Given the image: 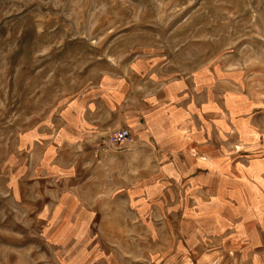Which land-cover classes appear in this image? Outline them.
<instances>
[{"label": "rangeland", "instance_id": "rangeland-1", "mask_svg": "<svg viewBox=\"0 0 264 264\" xmlns=\"http://www.w3.org/2000/svg\"><path fill=\"white\" fill-rule=\"evenodd\" d=\"M182 81L243 118L253 102L264 131V0H0V264H252L229 228L195 222L182 158L168 179L166 152L113 144L114 130L74 173L75 99L113 94L110 123ZM61 130L73 164L50 174L42 154ZM64 194L90 211L82 224L44 213Z\"/></svg>", "mask_w": 264, "mask_h": 264}, {"label": "crops", "instance_id": "crops-1", "mask_svg": "<svg viewBox=\"0 0 264 264\" xmlns=\"http://www.w3.org/2000/svg\"><path fill=\"white\" fill-rule=\"evenodd\" d=\"M195 89L190 81L164 84L150 99L149 107L120 108L110 123V107L116 102L113 94L102 95L100 99L96 96L75 99L74 173L80 176L79 166L94 163L96 150L106 148L99 147L100 142L108 144L114 130L128 128L132 143L127 145L149 150L153 157L159 148L166 152V172L161 173L166 178L181 179L176 160L182 158L186 165L184 190L198 203L201 213L195 222L229 228L226 241L237 250L236 254L244 261L261 264L264 261V131L256 127L258 110L252 102L253 114L243 118L235 107L222 105L221 94L209 92L205 83L199 84L197 93ZM68 140L72 139L66 130H61V135L43 150V162L45 167L49 166L46 171L50 174L52 165L59 164L65 170L66 165L73 164L71 153L58 159L59 142ZM148 186L137 190L150 196L157 186ZM43 211L51 213L53 221L61 224H82L81 214L90 212L76 195L67 194L58 198L52 210Z\"/></svg>", "mask_w": 264, "mask_h": 264}, {"label": "built area", "instance_id": "built-area-1", "mask_svg": "<svg viewBox=\"0 0 264 264\" xmlns=\"http://www.w3.org/2000/svg\"><path fill=\"white\" fill-rule=\"evenodd\" d=\"M130 139V131L127 128H120L113 137L115 144H123Z\"/></svg>", "mask_w": 264, "mask_h": 264}]
</instances>
